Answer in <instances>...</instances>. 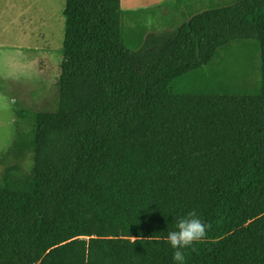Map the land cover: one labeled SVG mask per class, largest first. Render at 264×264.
<instances>
[{"label": "trees", "instance_id": "16d2710c", "mask_svg": "<svg viewBox=\"0 0 264 264\" xmlns=\"http://www.w3.org/2000/svg\"><path fill=\"white\" fill-rule=\"evenodd\" d=\"M190 1L67 0L53 109L21 110L34 143L9 150L33 166L0 182V264H174L192 210L210 227L184 264H264V0ZM156 7L182 23L148 33Z\"/></svg>", "mask_w": 264, "mask_h": 264}, {"label": "rangeland", "instance_id": "374dc122", "mask_svg": "<svg viewBox=\"0 0 264 264\" xmlns=\"http://www.w3.org/2000/svg\"><path fill=\"white\" fill-rule=\"evenodd\" d=\"M162 1L122 0V5L150 8ZM212 1L230 0H191L182 8L187 7L184 15H189L188 6L196 12ZM66 6L67 0H0V182L9 165L20 163L26 170L33 166L32 153L20 159L9 150L34 143L35 131L21 110L53 109L65 61ZM156 8L155 15L145 17L148 33L171 32L182 23L180 8ZM125 25L132 26L129 21Z\"/></svg>", "mask_w": 264, "mask_h": 264}, {"label": "clouds", "instance_id": "9594fccd", "mask_svg": "<svg viewBox=\"0 0 264 264\" xmlns=\"http://www.w3.org/2000/svg\"><path fill=\"white\" fill-rule=\"evenodd\" d=\"M209 227L198 217L195 210L176 219L175 229L170 230L166 237L167 242L174 249L172 256L174 264H184L186 255L183 250L203 241ZM135 242V240L132 241V243Z\"/></svg>", "mask_w": 264, "mask_h": 264}, {"label": "crops", "instance_id": "0c3cea01", "mask_svg": "<svg viewBox=\"0 0 264 264\" xmlns=\"http://www.w3.org/2000/svg\"><path fill=\"white\" fill-rule=\"evenodd\" d=\"M127 6V5H126Z\"/></svg>", "mask_w": 264, "mask_h": 264}]
</instances>
